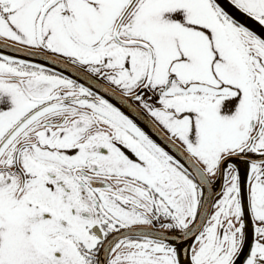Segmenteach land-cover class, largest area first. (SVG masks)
Masks as SVG:
<instances>
[{
	"label": "snow or ice",
	"instance_id": "1",
	"mask_svg": "<svg viewBox=\"0 0 264 264\" xmlns=\"http://www.w3.org/2000/svg\"><path fill=\"white\" fill-rule=\"evenodd\" d=\"M0 264H264V0H0Z\"/></svg>",
	"mask_w": 264,
	"mask_h": 264
},
{
	"label": "water",
	"instance_id": "2",
	"mask_svg": "<svg viewBox=\"0 0 264 264\" xmlns=\"http://www.w3.org/2000/svg\"><path fill=\"white\" fill-rule=\"evenodd\" d=\"M14 54H15V53H14ZM144 126H145V127H147V125H146V124H145Z\"/></svg>",
	"mask_w": 264,
	"mask_h": 264
}]
</instances>
